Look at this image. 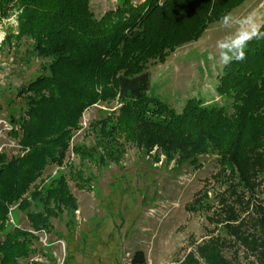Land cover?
Masks as SVG:
<instances>
[{"label":"trees","instance_id":"obj_1","mask_svg":"<svg viewBox=\"0 0 264 264\" xmlns=\"http://www.w3.org/2000/svg\"><path fill=\"white\" fill-rule=\"evenodd\" d=\"M243 1L145 0L133 5L123 0L115 11L97 19L89 0H0L4 14L9 5L20 4V33L33 37L38 55L51 58L40 74L17 89V96H26V110L19 122L10 121L19 123L21 136L16 129L12 133L25 154L10 159L0 154V264H20L31 249L24 229H6L13 203L26 210L33 206L29 200L38 198L49 215L50 204L59 207L72 200L62 177L43 198L37 190L29 192L30 199L24 194L48 161L62 162L72 132L81 127L83 110L110 99L122 104L118 115L91 123L98 135L95 147L73 146V152L89 158L100 146L103 157L112 160L123 138L159 145L170 157L176 153L195 164L198 155L210 149L218 166L212 177L226 183L218 194L223 231L264 257V206L255 197L264 185V37L247 41L246 58L223 67L217 90L231 100L230 112L190 99L178 113L147 95L148 64L196 41L210 23L222 20ZM258 31L264 33V23ZM145 132H150L147 140ZM239 210H251L250 232L244 219L237 221L242 218ZM43 212L27 211L37 229L44 225ZM208 261L229 264L222 258ZM129 264H146L143 251L136 250Z\"/></svg>","mask_w":264,"mask_h":264},{"label":"rangeland","instance_id":"obj_2","mask_svg":"<svg viewBox=\"0 0 264 264\" xmlns=\"http://www.w3.org/2000/svg\"><path fill=\"white\" fill-rule=\"evenodd\" d=\"M144 1L131 0V4ZM122 2L89 0V9L98 19L115 11ZM226 16H230L227 24L223 19L210 23L196 41L177 47L163 61L148 64L149 97L165 102L178 113L190 99L203 107L231 111V100L217 90L225 66L219 62V45L230 42L241 31L260 28L264 0H244ZM20 26L19 3L0 13V154L7 159L26 152L12 133L16 129L21 136L19 123L10 121L19 122L26 110V96H17V89L26 86L51 61L50 56L37 54L35 40L20 33ZM210 56L215 59L210 60ZM121 105L117 99H110L85 108L81 127L72 132L62 162L48 161L24 194L30 199L29 192L37 190L43 198L46 189L56 187L62 177L72 200L59 207L50 204L49 215L38 198L29 200L33 206L26 210L14 203L10 206L6 229H24L32 242L33 250L19 263L129 264L132 254L141 250L146 264H211L208 258L212 257L229 264H264V257L223 231L218 194L225 190L226 183L212 177L218 166L217 155L210 149L198 155L195 164L180 160L176 153L170 157L159 145H139L123 138L112 160L103 157L100 146L89 158L73 152V146L95 147L97 131L89 125L110 114L118 115ZM149 133L145 132V140ZM255 197L264 206L263 184L256 189ZM251 210H239L242 218L237 219L245 220L244 228L249 227V232ZM27 211H44V225L37 229Z\"/></svg>","mask_w":264,"mask_h":264},{"label":"clouds","instance_id":"obj_3","mask_svg":"<svg viewBox=\"0 0 264 264\" xmlns=\"http://www.w3.org/2000/svg\"><path fill=\"white\" fill-rule=\"evenodd\" d=\"M230 16L223 17L225 24L228 23ZM253 37H264V33H260L257 27H254L251 32L241 31L238 36L232 39L230 42L221 43L219 47L222 49L220 63L228 65L233 60L242 61L246 58L244 47L250 39ZM210 60H214L215 57L210 56Z\"/></svg>","mask_w":264,"mask_h":264},{"label":"built area","instance_id":"obj_4","mask_svg":"<svg viewBox=\"0 0 264 264\" xmlns=\"http://www.w3.org/2000/svg\"><path fill=\"white\" fill-rule=\"evenodd\" d=\"M9 130H10V128H9Z\"/></svg>","mask_w":264,"mask_h":264}]
</instances>
